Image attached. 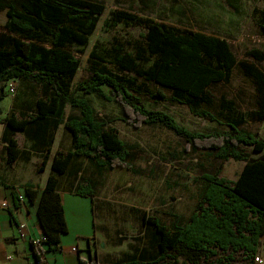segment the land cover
Wrapping results in <instances>:
<instances>
[{
	"label": "trees",
	"instance_id": "16d2710c",
	"mask_svg": "<svg viewBox=\"0 0 264 264\" xmlns=\"http://www.w3.org/2000/svg\"><path fill=\"white\" fill-rule=\"evenodd\" d=\"M103 10L104 4L94 0H0V12L6 16L0 28V91L10 79L49 90L45 98L37 100L33 115L9 114L1 119L5 126L2 140L7 143L6 162L12 164L21 152L13 135L27 124L41 122L54 128L63 124L71 136L72 150L54 152L51 171L37 203V219L45 238L42 243L48 250L56 249L61 234L68 231L59 185L63 175L73 173V159H86V164L96 171L116 166L132 169L127 145L115 129L96 118L87 98L76 96L78 91L118 103L125 121L132 126H161L182 138L191 150L211 151L218 162L213 170L201 174L196 202L185 222L177 220L168 227L159 218L143 214L140 220L149 230L147 242L110 264H232L237 253L242 255V264H255L254 256L264 237V137L238 128L242 116L233 115L231 110L224 115L223 131L203 134L188 130L170 114L146 108L126 81L105 65L73 83L79 60L70 46L86 45ZM253 12L254 22L264 35V8L253 7ZM122 21L141 26L143 32L130 50L121 44L110 49V60L116 68L170 89L171 102L187 103L193 114L218 121L210 112L196 109V105L207 100L211 83L226 81L231 68L239 66L257 92L258 108L249 116L264 121V72L250 61H238L221 36L202 31L178 32L165 22L142 18L126 9L110 12L105 24L115 26ZM247 54L264 60V53L253 48ZM90 55L104 60L93 50ZM153 95L164 98L160 91ZM66 106L75 112L66 115ZM228 159L243 163L234 180L219 174ZM46 162L45 156L37 169L43 170ZM94 186L90 176L82 178L74 191L93 197ZM24 193L32 202L37 191L27 185ZM12 194L14 200L19 198ZM32 247L35 248L33 243ZM35 256L38 258L37 252ZM78 260L79 264H103Z\"/></svg>",
	"mask_w": 264,
	"mask_h": 264
},
{
	"label": "rangeland",
	"instance_id": "374dc122",
	"mask_svg": "<svg viewBox=\"0 0 264 264\" xmlns=\"http://www.w3.org/2000/svg\"><path fill=\"white\" fill-rule=\"evenodd\" d=\"M104 4L97 26L84 46L72 44L70 49L79 60V69L73 83L87 77L95 68L105 65L119 75L128 87L140 96L146 108L170 114L180 125L203 134L226 129V111L242 116L238 128L264 137V121L251 119L250 111L258 108L256 89L249 76L239 66H233L226 81L211 83L207 88V100L199 101L196 109L208 111L218 121H208L191 112L187 103L171 102V90L135 77L133 73L119 70L111 63L110 49L121 44L131 49L133 41L143 32L141 26L122 21L108 26L105 20L115 9H126L142 18L158 20L174 27L178 32L202 31L221 36L229 43L238 61H250L264 72V60H256L247 54L249 49L264 53V35L254 22L255 8H264V0H94ZM6 22L0 12V28ZM103 57L93 58L90 52ZM132 80L133 83L128 81ZM160 91L164 98L153 94ZM85 97L97 119L117 131L119 139L129 151L132 169L116 166L96 171L84 164L83 172L94 179L96 196L95 221L98 246L110 249L113 258L132 253L139 244L148 240L149 230L141 223L143 214L157 217L170 227L174 221H186L196 202L201 186V174L213 170L218 162L207 149L191 150L183 139L158 125L132 126L113 101L92 93L75 92ZM235 113V114H234ZM242 163L228 159L223 163L220 176L234 179ZM260 244V242H259ZM102 255V254H101ZM237 253L232 264H242Z\"/></svg>",
	"mask_w": 264,
	"mask_h": 264
},
{
	"label": "crops",
	"instance_id": "0c3cea01",
	"mask_svg": "<svg viewBox=\"0 0 264 264\" xmlns=\"http://www.w3.org/2000/svg\"><path fill=\"white\" fill-rule=\"evenodd\" d=\"M8 84L14 86L13 93L6 90ZM0 94V203H6V207L0 209V264H79L78 258L97 260L103 264L115 263L119 257L113 258L114 255H110L113 250L98 246L95 193L91 197L74 191L75 185L82 182V178L90 177L89 173L83 172L87 160L82 158L73 159V173L69 176L63 175L59 185L60 202L68 231L61 234L59 247L56 249L48 250L42 242L34 245L35 248L32 247V241L42 237L43 231L36 210L41 191L51 171L52 156L57 150H72L71 136L63 124L55 128L41 122L27 124L23 130L16 131L13 135L21 152L12 164L7 163V143L2 140L5 126L1 119L9 114L17 117L33 115L37 100L40 97L45 98L49 90L25 80L10 79L2 87ZM70 112L75 110L66 106L65 114ZM45 156V168L38 170ZM27 185L37 191L32 202L28 201L24 193V186ZM12 192L22 198L14 200ZM35 252L38 253V258ZM255 255L262 259L255 264H264V237L260 238Z\"/></svg>",
	"mask_w": 264,
	"mask_h": 264
},
{
	"label": "built area",
	"instance_id": "2783aa9c",
	"mask_svg": "<svg viewBox=\"0 0 264 264\" xmlns=\"http://www.w3.org/2000/svg\"><path fill=\"white\" fill-rule=\"evenodd\" d=\"M14 86L12 85V84H8V86L6 87V90L7 91H9V92H12L13 93V91H14V88H13ZM20 199L22 198V196H20L19 197ZM4 207H6V203L5 202H1L0 203V209H2V208H4ZM21 227H23V224H21L20 225ZM45 240V238H44V236L42 235V237L40 238H36V239H34L33 241H32V243L34 244V245H38L39 244V242H42V241H44ZM262 261V259L260 258V257H258L257 255H255L254 256V262L256 263V262H261Z\"/></svg>",
	"mask_w": 264,
	"mask_h": 264
}]
</instances>
